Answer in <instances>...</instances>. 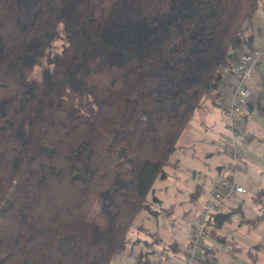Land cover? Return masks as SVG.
I'll use <instances>...</instances> for the list:
<instances>
[{
    "label": "trees",
    "instance_id": "1",
    "mask_svg": "<svg viewBox=\"0 0 264 264\" xmlns=\"http://www.w3.org/2000/svg\"><path fill=\"white\" fill-rule=\"evenodd\" d=\"M259 5L0 0V264H110Z\"/></svg>",
    "mask_w": 264,
    "mask_h": 264
},
{
    "label": "crops",
    "instance_id": "2",
    "mask_svg": "<svg viewBox=\"0 0 264 264\" xmlns=\"http://www.w3.org/2000/svg\"><path fill=\"white\" fill-rule=\"evenodd\" d=\"M243 31L245 41L233 49L230 64L220 70L148 193L149 207L136 216L130 243L116 251L110 264H143L142 249L152 252L157 264H182L194 220L219 181L229 176L247 192L234 194L230 208L214 214L197 253L199 264H207V258L221 264H264V62L255 64L247 79L249 104L239 119L248 137L242 143L239 170L226 152L232 136L226 108L233 99V68L245 51L264 43V0ZM212 230L233 244L222 243Z\"/></svg>",
    "mask_w": 264,
    "mask_h": 264
},
{
    "label": "built area",
    "instance_id": "3",
    "mask_svg": "<svg viewBox=\"0 0 264 264\" xmlns=\"http://www.w3.org/2000/svg\"><path fill=\"white\" fill-rule=\"evenodd\" d=\"M264 62V43L253 45L245 51L234 67L236 79L232 82V102L227 106L228 126L232 129V136L226 144V152L230 154L235 166L239 170V160L243 154V141L247 132L242 126L239 117L246 112L249 104L250 86L247 79L252 75L254 65ZM247 188L238 183L232 176L223 177L198 217L194 220L191 238L185 246L186 257L182 264H199L197 253L204 238V229L212 220L216 211H226L230 208V201L236 193H246Z\"/></svg>",
    "mask_w": 264,
    "mask_h": 264
}]
</instances>
